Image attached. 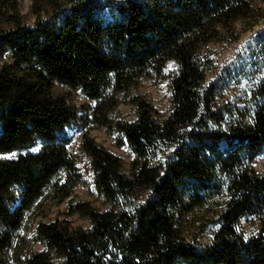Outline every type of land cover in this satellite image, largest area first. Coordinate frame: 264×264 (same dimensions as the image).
I'll list each match as a JSON object with an SVG mask.
<instances>
[{
  "label": "trees",
  "instance_id": "16d2710c",
  "mask_svg": "<svg viewBox=\"0 0 264 264\" xmlns=\"http://www.w3.org/2000/svg\"><path fill=\"white\" fill-rule=\"evenodd\" d=\"M262 4L31 0L30 19L20 0H0V156L17 153L0 157V264H264V28L206 82L212 44L263 24ZM168 71L161 119L135 91ZM121 103L134 122L114 119ZM93 127L131 160L96 143ZM72 128L107 208L78 202L44 222V203L82 181Z\"/></svg>",
  "mask_w": 264,
  "mask_h": 264
},
{
  "label": "rangeland",
  "instance_id": "374dc122",
  "mask_svg": "<svg viewBox=\"0 0 264 264\" xmlns=\"http://www.w3.org/2000/svg\"><path fill=\"white\" fill-rule=\"evenodd\" d=\"M21 2V12L24 15H27L28 18L31 19L29 11V6L31 4V0H20ZM264 5V4H262ZM238 30L241 28L239 24L237 26ZM264 28V23L258 25L252 31H248L241 35L239 41L235 43H229L228 45L222 44H212L211 49L215 51L213 53L215 59V67L213 70L209 71L207 74L206 82H211L213 79L216 78L217 74L221 69L224 68L228 62H231L232 59L235 57L237 52L243 49L244 46L258 33L259 30ZM169 71L166 73V77L161 80H142L138 88L136 89L135 93H140L146 96L150 102H153L155 109L157 110L159 117L161 119L166 118L168 114L171 112L172 109V101H171V86H170V79H169ZM79 102H83L82 98L78 99ZM114 119L118 120H126L130 122L135 121V109L129 103H121L120 106L117 107L116 110L112 113ZM69 133L73 137L72 139V151L75 155L76 166H78L81 174H82V181L81 183L76 186L69 196L68 199L63 201L61 204L53 203L50 200L45 202L44 207L46 210V218H43L44 222L52 221L55 218H59L63 220L65 218V214L68 212V208L70 206H74L78 204V202H88L92 207H96L99 210H105L107 208V204L104 200V197L98 193V190L95 186V181H93V173L90 166L89 158L86 156L85 152L80 149L79 142H80V135L79 130L77 128H72L69 130ZM89 135H91L96 143L101 145L106 150H109L114 155L120 157L125 162H129L132 158V154L125 144L120 143L117 140L116 134L108 133L102 127H93L89 131ZM38 147H33L30 150H25L24 152L31 151L36 152ZM17 153H12L8 155H2V158L13 159ZM255 168L257 171L263 173L264 171V150L258 156L257 162L255 164ZM68 221L71 222L73 226H83L86 227L89 224L88 219L78 216L77 214L71 215L67 217ZM41 217H36L33 221V225L36 224ZM21 235H26L27 237H31L33 235L32 231H22ZM201 243H206L208 240L207 235H203L201 237ZM34 248H39L38 245L35 243L33 244Z\"/></svg>",
  "mask_w": 264,
  "mask_h": 264
}]
</instances>
